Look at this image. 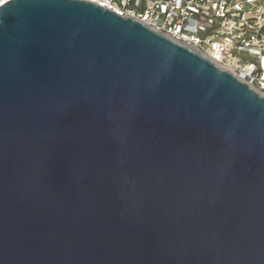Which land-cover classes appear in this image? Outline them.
Here are the masks:
<instances>
[{
	"label": "water",
	"instance_id": "water-1",
	"mask_svg": "<svg viewBox=\"0 0 264 264\" xmlns=\"http://www.w3.org/2000/svg\"><path fill=\"white\" fill-rule=\"evenodd\" d=\"M0 264H264V97L95 4L5 3Z\"/></svg>",
	"mask_w": 264,
	"mask_h": 264
},
{
	"label": "built area",
	"instance_id": "built-area-1",
	"mask_svg": "<svg viewBox=\"0 0 264 264\" xmlns=\"http://www.w3.org/2000/svg\"><path fill=\"white\" fill-rule=\"evenodd\" d=\"M81 1L144 24L264 97V0Z\"/></svg>",
	"mask_w": 264,
	"mask_h": 264
}]
</instances>
